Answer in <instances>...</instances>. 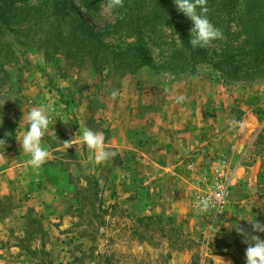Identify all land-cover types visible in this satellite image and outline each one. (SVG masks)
Masks as SVG:
<instances>
[{
  "label": "rangeland",
  "instance_id": "obj_1",
  "mask_svg": "<svg viewBox=\"0 0 264 264\" xmlns=\"http://www.w3.org/2000/svg\"><path fill=\"white\" fill-rule=\"evenodd\" d=\"M69 1L105 42L135 41V24L114 26L123 7ZM207 6L223 38L205 47L210 61L194 67L178 62L177 33L163 23L142 27L138 37L151 62L135 72L96 68L58 52L47 56L33 41L14 46L11 62L0 68V138L6 140L0 152L21 149L32 107L49 105L56 121L42 138L50 154L44 169L0 179V264H245L248 245L235 226L264 239L248 222L264 223V72H252L254 63L239 52L241 0H208ZM181 20L190 32L192 21ZM179 95L186 99L176 103ZM189 124L196 127V143L213 142L211 161L194 172L192 198L181 185L187 198L172 200L165 214L147 213L152 193L140 190L146 170L138 160L134 170H117L122 153L155 126L183 131ZM86 126L102 134L105 149L115 155L97 164L94 151L77 145ZM65 141L72 145L66 148ZM240 161L256 163L258 170L233 177ZM217 173L229 184L225 203L219 212L197 214L195 201ZM36 174L48 189L40 197Z\"/></svg>",
  "mask_w": 264,
  "mask_h": 264
},
{
  "label": "trees",
  "instance_id": "obj_2",
  "mask_svg": "<svg viewBox=\"0 0 264 264\" xmlns=\"http://www.w3.org/2000/svg\"><path fill=\"white\" fill-rule=\"evenodd\" d=\"M94 2L83 0V5L90 8ZM241 2L244 14H239L238 19L244 40L239 52L254 63L252 72H264V0ZM184 17L173 0H124L123 14L114 26L135 24L132 30L137 32H132L133 36L136 34L134 42L121 45L105 42L69 0H0V68L3 70L11 62L15 45L33 41L47 56L50 51L58 52L67 59L88 61L96 68L135 72L151 62L143 40L138 37L142 27L151 23L175 29L178 37L175 55L181 66L194 67L210 61L207 48L194 49L190 45V32L181 20Z\"/></svg>",
  "mask_w": 264,
  "mask_h": 264
},
{
  "label": "crops",
  "instance_id": "obj_3",
  "mask_svg": "<svg viewBox=\"0 0 264 264\" xmlns=\"http://www.w3.org/2000/svg\"><path fill=\"white\" fill-rule=\"evenodd\" d=\"M162 125L165 127L164 124ZM189 126L190 127L187 128L184 127L183 129L185 130L183 131L178 130L180 127L176 125H167L166 127L169 128L165 131H163L161 127L155 126L157 130H153L152 134L149 133L148 135L150 136H143L144 139L141 138L139 143L133 141V144H131L129 148L131 152L126 151V153H122L124 164L121 166L122 168L118 167L117 170H134V166L136 165L134 163H136L137 160L140 165V170H146L143 179L145 187L140 190H144L147 194L148 192L152 193V195L145 200L147 201L145 205L147 213L165 214L166 208L173 205L172 200L175 202L178 201L180 197L187 198V192L186 195L180 194L178 190L181 185L186 189H190L189 194L190 198H192L191 190L194 172L200 168V165H207V163L211 161L212 157L208 155L207 151L212 148L213 142L207 145H204L205 142L196 143V127L190 124ZM199 140L200 139H198V141ZM197 144L199 145L198 147H196ZM249 146L251 145L249 144ZM239 157L241 158V156ZM30 159L31 157L29 154L15 147L0 152V179H7L9 182L12 175L18 170H25L24 173H27L44 169L41 167L39 169L33 168L29 164ZM245 170L258 169L256 163H253L251 167H249V165H244L243 161H240L235 167L233 177L245 175ZM249 173L250 177H253V175L255 176V173L252 174L251 171ZM35 182L34 191L37 192V197L42 196L41 193L44 195L48 193V189L44 187L45 183L43 177L36 174ZM28 183L29 182L26 181L24 186H27ZM171 189L177 191L174 193L175 197H173V190ZM43 199L44 198H37V202L42 203ZM190 200L191 206L193 202L192 199ZM3 203H5V201L1 199V204L3 205ZM225 263H229L228 260L225 261Z\"/></svg>",
  "mask_w": 264,
  "mask_h": 264
},
{
  "label": "clouds",
  "instance_id": "obj_4",
  "mask_svg": "<svg viewBox=\"0 0 264 264\" xmlns=\"http://www.w3.org/2000/svg\"><path fill=\"white\" fill-rule=\"evenodd\" d=\"M173 2L177 10L192 21L189 35V43L192 48H205L214 41L223 38L222 31L208 18V0H173ZM123 4L124 0H107V7L109 9L121 8ZM112 95L115 96L116 93L113 92ZM185 99L184 95H179L175 98V102L181 103ZM55 121L56 119H53L52 109L49 105L32 107L27 113L25 121L27 130L18 141L21 144V149L30 155L29 164L35 169H39L49 158V152L46 148L42 147V138L49 129V125L52 126ZM0 122H2V117H0ZM8 135L10 133L6 132L5 136ZM65 142L66 148L72 145V143ZM76 144H82L89 150L94 151V159L97 164L103 163L115 155L114 152L105 149L103 135L87 126L84 128L82 137ZM0 146L6 147V140L4 138H0ZM195 209L197 214L210 215L213 209L219 212V209L216 208V202L208 196L199 197L195 201ZM248 222L251 223L253 232H264V223L255 219L248 220ZM235 228L242 234L243 242L248 245L245 249V264H264V239L259 235L244 232L243 229L237 226ZM213 231L219 230L213 227Z\"/></svg>",
  "mask_w": 264,
  "mask_h": 264
},
{
  "label": "built area",
  "instance_id": "obj_5",
  "mask_svg": "<svg viewBox=\"0 0 264 264\" xmlns=\"http://www.w3.org/2000/svg\"><path fill=\"white\" fill-rule=\"evenodd\" d=\"M228 183L223 180L219 173L214 176L212 184H210L207 190H202L201 196L211 197L216 202V208L220 209L223 207L227 194H228ZM196 194V193H195Z\"/></svg>",
  "mask_w": 264,
  "mask_h": 264
}]
</instances>
